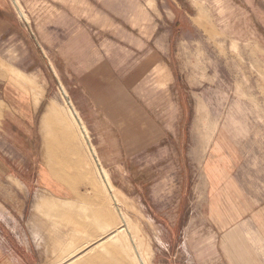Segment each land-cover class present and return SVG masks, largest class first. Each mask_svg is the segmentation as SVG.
I'll list each match as a JSON object with an SVG mask.
<instances>
[{"label":"rangeland","instance_id":"obj_1","mask_svg":"<svg viewBox=\"0 0 264 264\" xmlns=\"http://www.w3.org/2000/svg\"><path fill=\"white\" fill-rule=\"evenodd\" d=\"M248 1L18 0L24 17L0 0L1 115L31 113L35 102L37 113L56 111L50 144L66 150L62 132L72 133L90 174L69 203L39 197L46 254L61 264H139L125 227L112 238L123 215L147 264L204 263L208 237L186 225L190 183L208 177L205 153L222 118L264 111L263 0ZM10 125L2 161L31 179L45 133Z\"/></svg>","mask_w":264,"mask_h":264},{"label":"crops","instance_id":"obj_2","mask_svg":"<svg viewBox=\"0 0 264 264\" xmlns=\"http://www.w3.org/2000/svg\"><path fill=\"white\" fill-rule=\"evenodd\" d=\"M261 13L264 23V0ZM66 98L74 106L68 94ZM5 103L0 99L2 106ZM34 104L31 113L10 109L1 115L0 110L1 130L6 134H10L8 124L34 127L45 133L46 144L43 160L35 164L32 178L26 179L2 161L0 130V264H61L57 255L46 254L45 238L40 237L44 225L36 210L54 201L69 203L79 193L81 180L90 176L81 169L80 151L72 148V133L62 132L63 138L69 139L66 150L50 144L53 138L46 128L59 123L61 115L56 111L37 113L39 104ZM205 155L208 177L190 183L194 207L186 224L208 237L210 244L202 247L203 264H264V111L222 118ZM60 159L68 166L65 170ZM18 184L27 189H19ZM42 194L47 201L41 205L38 199ZM30 199L35 212L22 222Z\"/></svg>","mask_w":264,"mask_h":264},{"label":"bare ground","instance_id":"obj_3","mask_svg":"<svg viewBox=\"0 0 264 264\" xmlns=\"http://www.w3.org/2000/svg\"><path fill=\"white\" fill-rule=\"evenodd\" d=\"M13 1H14V4L17 5V7H18V9H19V12L21 13V15L25 17L24 11H23V9H22L20 3L18 2V0H13ZM16 78H17V77H16ZM62 93H63V96L67 97V92H66V90H65L63 87H62ZM70 108H71L72 112H75L74 114L77 116V119H78L79 122L81 123V124H80V123H79V124H80V128H81V130H82V134H84V137L86 138V141L91 145V148H90V149H91V152H92V157H93V159L96 160V163H97L98 166H99V172L103 175V177H104V179H105V181H106V183H107V185H108V188L110 189V193H112V195L115 196V194H114L115 192L113 191V189H111L110 184H109V181H108V177H109V176H108V174L105 172V169L102 167L103 165H101L102 163H101V161H100V158H98V156H97V154H96V150L94 149L92 143H90L89 137H88V135H87V131H86V129L83 127L82 122H81V119H80V117L78 116V113L75 111V110H76L75 107L72 106V105L70 104ZM121 218H122L124 224H123L120 228L115 229V231H114L113 234H112V238L116 239L117 237H119L118 235H120L121 228H122V227H125L126 230H127L128 233H129V235L131 236L132 249H133V251L135 252L136 260L138 261L139 264H147L146 261H145V258H144V256H143L142 251L139 249V246H138L137 242L135 241L133 235H131V231H130L129 227L127 226V222H126V220H124V216L121 215ZM120 237H121V236H120ZM116 240H118V239H116ZM119 240H120V238H119ZM93 262H94V263L97 262V259H95V257L92 258V259L90 260L89 263H93Z\"/></svg>","mask_w":264,"mask_h":264}]
</instances>
